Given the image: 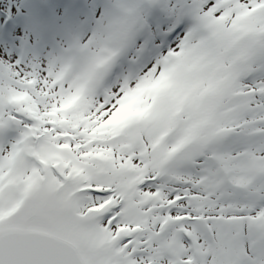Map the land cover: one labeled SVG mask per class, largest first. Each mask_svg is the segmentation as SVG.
I'll return each instance as SVG.
<instances>
[{
	"label": "snow or ice",
	"instance_id": "snow-or-ice-1",
	"mask_svg": "<svg viewBox=\"0 0 264 264\" xmlns=\"http://www.w3.org/2000/svg\"><path fill=\"white\" fill-rule=\"evenodd\" d=\"M0 264H264V0H0Z\"/></svg>",
	"mask_w": 264,
	"mask_h": 264
}]
</instances>
